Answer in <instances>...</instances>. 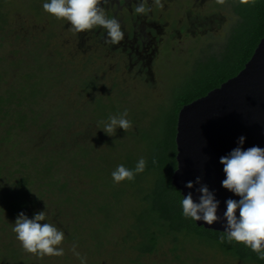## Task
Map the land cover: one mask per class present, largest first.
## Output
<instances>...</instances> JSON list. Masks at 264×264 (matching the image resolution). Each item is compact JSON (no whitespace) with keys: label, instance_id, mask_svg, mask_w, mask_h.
Returning <instances> with one entry per match:
<instances>
[{"label":"rangeland","instance_id":"1","mask_svg":"<svg viewBox=\"0 0 264 264\" xmlns=\"http://www.w3.org/2000/svg\"><path fill=\"white\" fill-rule=\"evenodd\" d=\"M45 2L0 0V98L20 94V88L24 96L34 88L38 95L15 112L7 103L4 108L12 116L0 114L1 259L14 260L8 256L11 247L19 264H81L75 247L86 264H241L206 243H187L184 250L172 252L170 239L162 240L154 254L141 255L134 225L142 207L131 191L114 198L104 187L118 166L130 169L132 158L139 161L146 154L142 134L164 131L172 100L193 82L202 62L222 57L243 30L236 9L241 0L148 3L149 12L139 18L142 25L157 27L153 36L158 38L155 42L140 32L147 48L138 51L132 39L126 42L130 25L136 24L129 23L126 9L104 6L106 15L121 24L124 35L118 44L123 43L118 46L105 43L101 28L73 32L66 19L44 11ZM22 109L28 120L19 128ZM103 109L108 116L100 115ZM125 111L131 122L127 132L117 129L107 135L101 128L109 117ZM45 164L52 167L49 175ZM72 194L79 207L67 199ZM22 201L33 203L20 208ZM21 212L30 219L45 212L44 222L64 232L58 246L64 249L62 256L40 258L23 249L12 231Z\"/></svg>","mask_w":264,"mask_h":264},{"label":"trees","instance_id":"2","mask_svg":"<svg viewBox=\"0 0 264 264\" xmlns=\"http://www.w3.org/2000/svg\"><path fill=\"white\" fill-rule=\"evenodd\" d=\"M240 4V9L239 5L236 7L241 12L238 13L241 18L238 28L244 31L241 30L238 35H234L231 45L222 57L218 59L212 57L210 60L201 63L193 82H187L188 86L182 88L180 94L172 100L171 109L166 111L164 131L159 134L154 128V131L150 129L142 134L146 154H142L144 156L139 159L143 158L146 161L144 172L135 174L133 180H125L120 184H116L113 179H107L106 185H104L108 190L107 192L110 191L114 198L125 197L127 191L129 190V193L131 191V196L142 207L141 215L138 216V224L134 225L136 231H139L138 235L141 239L138 241L136 250L141 255L154 254L158 246L161 245L162 240L170 239L173 245L172 252H176L179 248L184 250L187 243H191V245L206 243L210 247L218 248L222 254L232 257L241 264H264V260L258 259L257 254L242 243L233 242L230 245L226 240L221 242L220 238L225 235L224 233L207 230L204 227H199L195 222L185 219L180 206L181 193L172 184V176L177 169L176 136L179 112L184 106L206 96L229 79L237 76L251 59L255 49L264 37V0H248L247 2H240ZM40 69L42 68L40 67ZM33 86L36 87L34 84ZM19 90L20 94L11 92L9 97L0 98L3 107L0 114L3 117L12 116L10 111L15 112L17 108L27 106L32 101L31 98L33 100L38 99L35 88L32 91H27L29 95L26 96H24L26 92L24 88ZM7 103V106H11L8 109L10 111L4 108ZM18 113L19 119L16 125L23 128L27 124L24 123L23 119H28L24 115L23 109ZM100 115L103 117L108 116L107 109L106 111L103 109ZM30 122L36 123V121ZM1 141L5 142L3 138ZM132 160L130 170L134 171L138 161L134 158ZM153 160L156 161L155 164H153ZM46 165H43L44 173L49 175L52 172V167ZM1 169L2 167H0ZM19 185L25 191L27 185L25 180L20 181ZM66 186L67 184H63L62 188L65 189ZM67 199L74 206L73 208L79 207L77 204L80 201L75 194ZM18 203L20 208H26L33 202L22 201ZM101 210L102 207L100 212ZM2 220L0 218V221ZM99 233L101 232L98 231L97 235ZM10 248L7 247V250H10L8 256L13 257L14 260L4 262L0 255V264H19V255L18 258L15 257L17 254L11 256L12 251Z\"/></svg>","mask_w":264,"mask_h":264},{"label":"clouds","instance_id":"3","mask_svg":"<svg viewBox=\"0 0 264 264\" xmlns=\"http://www.w3.org/2000/svg\"><path fill=\"white\" fill-rule=\"evenodd\" d=\"M152 2L158 5L160 0ZM111 3L113 0H48L43 4V9L57 19H66L71 24L70 29L75 33L101 28L105 32V43L115 45L123 39L124 34L120 22L106 15L104 6ZM146 11L148 10L145 8L144 0H136L134 14H145ZM126 116V111L119 116H110L101 129L109 136H113L117 129L127 132L131 122ZM245 140L246 137L241 136L238 140L240 146L220 158L226 176L222 186L240 197L239 200L229 198L226 202L227 208L223 213L226 219L223 225L225 235L220 239L221 242L226 240L230 245L233 242L242 243L255 252L258 259L264 260V148L253 146L244 150L242 146ZM155 163L153 160V164ZM145 168L146 161L143 158L137 162L134 171L120 165L112 172L113 181L116 183L131 181L135 174L144 172ZM186 187L191 189L193 183L188 182ZM199 191L202 193L199 202L194 200L191 193L182 195L180 201L182 215L196 224L203 222L212 225L220 219L217 215L219 201L207 187H202ZM45 220V212L36 213L31 219L21 212L12 227L16 234L15 238L26 252L40 258L45 255L62 256L64 249L58 246L64 240L65 234L51 223L44 222ZM72 251L80 258L81 264H86L75 247Z\"/></svg>","mask_w":264,"mask_h":264},{"label":"water","instance_id":"4","mask_svg":"<svg viewBox=\"0 0 264 264\" xmlns=\"http://www.w3.org/2000/svg\"><path fill=\"white\" fill-rule=\"evenodd\" d=\"M241 136L246 137L244 150L264 148V37L237 76L178 114L177 169L172 184L181 196L191 193L196 202L202 195L199 190L207 187L219 201L220 219L212 225L197 222L199 227L223 233L226 202L240 199L222 186L226 176L220 158L240 146ZM188 182L193 183L191 189L186 187Z\"/></svg>","mask_w":264,"mask_h":264},{"label":"flooded vegetation","instance_id":"5","mask_svg":"<svg viewBox=\"0 0 264 264\" xmlns=\"http://www.w3.org/2000/svg\"><path fill=\"white\" fill-rule=\"evenodd\" d=\"M135 3H136V0H113V3H111L110 5H106V6L109 8V7L115 5L119 10L120 9H126L127 14L128 15L131 14V16H132L131 21H129V23L130 24H133L134 22H132V21H136V24H137V20H138L140 14H134V12H133V8L135 6ZM148 3L151 4L150 6H152V4H153L152 0H144V4L145 5L148 4ZM148 7L149 6L147 5V8H146L148 10L147 12H149ZM139 21H141L140 22V28L139 29L137 28V25L138 24L136 25L134 23L132 26L130 25V28H132L131 29L132 32L130 33L129 37H127V41H126L127 44H128L131 41V40H129V38L132 39L133 42L130 43V44H132V47H133V49L135 51L136 50L138 51L140 49V47H146L147 48L146 41H145V39H143V36L140 34V32H145L146 31L147 34L149 36L153 37L154 40L156 38H158L156 36H153V32L154 31H158L156 26H153V28H152L150 26H147L146 24L142 25L141 24L142 23V20H140V18H139ZM155 42H157V41L155 40ZM121 43H123V42H121ZM120 44H118V46Z\"/></svg>","mask_w":264,"mask_h":264}]
</instances>
